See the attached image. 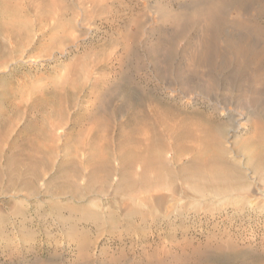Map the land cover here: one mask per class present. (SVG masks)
Returning a JSON list of instances; mask_svg holds the SVG:
<instances>
[{
    "label": "rangeland",
    "instance_id": "obj_1",
    "mask_svg": "<svg viewBox=\"0 0 264 264\" xmlns=\"http://www.w3.org/2000/svg\"><path fill=\"white\" fill-rule=\"evenodd\" d=\"M197 1L0 0V264H264V59L195 66Z\"/></svg>",
    "mask_w": 264,
    "mask_h": 264
},
{
    "label": "bare ground",
    "instance_id": "obj_2",
    "mask_svg": "<svg viewBox=\"0 0 264 264\" xmlns=\"http://www.w3.org/2000/svg\"><path fill=\"white\" fill-rule=\"evenodd\" d=\"M255 5H257V9L258 8L264 9V0H198L193 7L194 10L196 11L195 15H193V16L186 15V14L175 15L176 23L179 24L181 22V25H182L181 27L183 30H185L186 26L189 27L190 25H192V26H195L197 31H198L197 40L195 41L196 43L194 42L195 45L191 49V53H190L191 61L195 64V66H199V65H202L204 63L216 62L219 60L221 62V61H225V59H231V61L235 60V61H238L241 63H243L244 60H245V62L248 63V61H254V60L260 61V60L264 59V33L261 30L259 31V30L255 29V27H251L250 25L249 26L242 25L239 22V20L230 19L229 17L227 19V16H226L232 10L239 13V14L241 12L243 14H248L249 12L247 11V8L250 6H255ZM257 13H260V12H257ZM252 25H253V23H252ZM173 37H175V36H173ZM247 63H245V64H247ZM255 67H256V65H255ZM235 70H237V69H235ZM174 75L176 76V74H174ZM171 76H172V74H171ZM214 77L211 80L212 83L214 85L221 84L219 82V80L214 79ZM192 79H194V78L192 77ZM183 80H184V78H183ZM190 81H189V83H190ZM229 83H231V82H229ZM195 86H197V85H195ZM225 86H226V84H225ZM232 86H230L231 87L230 90L235 88V87L232 88ZM208 87H210L209 84H208ZM219 88H221V87H219ZM226 88H228V86H226ZM247 91H248V89H247ZM239 124H241V126H242V123H239ZM263 169H264V167H263ZM263 169H260V172H261V170L264 171ZM261 173L262 174L261 175L258 174V176H261L260 180L263 182V183L261 182V186H263L264 185V172H261ZM255 177H256V175H255ZM218 178L220 180L222 179V177H218ZM219 179H216V181ZM230 180H233V179H230ZM223 181H224V179H223ZM223 181H221V182L219 181L220 186H221V183ZM258 181H259V177H258ZM201 182H202V180H201ZM253 182L251 184H254ZM224 183H222V186ZM230 183L233 186V183L232 182H230ZM236 183H238V182H236ZM239 183H241V182L239 181ZM243 184H244L243 182H242V185L239 184L240 185L239 188H236V187L233 188L232 186H231V188L226 187V190H223L220 192L210 190L209 194H210L211 198L213 197L215 200H216L215 197H217L220 200H223V202L228 201V202H231L234 205L238 206V204H241L244 202L246 203V200H247L243 195L237 194L238 192L242 191V189H243V191H245L246 188L244 189L242 187ZM247 184L251 185L250 183H247ZM226 185H229V184H226ZM244 185H246V184H244ZM255 185H257V184H255ZM250 187H252V186H250ZM211 188H212V186H211ZM212 189H214V186ZM257 189H258L257 193L261 192V195L259 197H258V195H256V196H257V198H259V200L262 199V201H263L264 200V189H260V187H258ZM253 190H254V188H253ZM236 191H238V192L236 193ZM250 196H253V195L250 194ZM254 198H255V196H254ZM210 200H213V199H210ZM220 200H219V202L221 203ZM217 203H218V199H217ZM195 204H197V203L195 202Z\"/></svg>",
    "mask_w": 264,
    "mask_h": 264
}]
</instances>
